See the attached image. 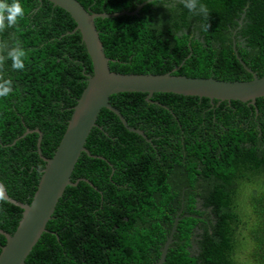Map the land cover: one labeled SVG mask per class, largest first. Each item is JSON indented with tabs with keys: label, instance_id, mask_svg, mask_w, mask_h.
Returning a JSON list of instances; mask_svg holds the SVG:
<instances>
[{
	"label": "trees",
	"instance_id": "obj_1",
	"mask_svg": "<svg viewBox=\"0 0 264 264\" xmlns=\"http://www.w3.org/2000/svg\"><path fill=\"white\" fill-rule=\"evenodd\" d=\"M78 1L90 11L113 13L132 11L146 0ZM184 2L150 0L134 15L95 18L103 51L113 59L110 70L161 74L184 60L172 73L250 80L242 61L258 77L264 75V0H200L207 17L198 9L189 11ZM20 3L24 13L17 23L0 27V81L11 82L9 93L0 96V182L9 197L29 203L46 166L34 129L42 135V155L51 157L86 85L85 74L93 69L67 11L48 0ZM237 26L243 45L233 41ZM17 45L24 51L21 70L12 69L7 58L8 49ZM145 97L115 93L109 102L129 126L160 146L149 152L148 141L102 108L99 127L91 129L85 143L93 156H79L71 180H81L64 189L48 231L26 264H155L176 216L163 264H241L236 248L244 247L242 233L248 227L253 243L248 258L264 264V148L256 145L259 133L264 140V96L256 98L255 106L166 92L153 93V102ZM27 129L31 132L23 136ZM231 134L242 138H210ZM169 135H176L174 148L186 151L185 163L179 162L173 176L165 172L164 161L162 167L154 160L157 154L168 157L164 144L170 143ZM245 186L251 188L250 217L241 210L247 202L240 195ZM21 211L0 191L2 230L12 234ZM196 228L201 231L191 254ZM4 244L0 234V250Z\"/></svg>",
	"mask_w": 264,
	"mask_h": 264
},
{
	"label": "water",
	"instance_id": "obj_2",
	"mask_svg": "<svg viewBox=\"0 0 264 264\" xmlns=\"http://www.w3.org/2000/svg\"><path fill=\"white\" fill-rule=\"evenodd\" d=\"M48 1L53 6H58L67 11L75 21L76 26L73 31L78 30L81 34V39L91 59L93 73L85 74L86 85L72 107V113L65 131L51 157L42 155L40 151L42 135L38 129H34L38 133L36 150L46 166L41 170V176L31 201L29 203L21 202L9 197L0 182L1 195L6 201L22 210L16 229L12 234L0 228V234L5 237V244L1 246L0 250V264H26L25 259L31 249L42 233L48 231L46 224L51 218L64 189L66 186H75L81 180V178L75 181L71 180V173L79 156L82 152H85L88 156H93L86 148L85 143L91 129L99 127L96 120L102 108L112 111L128 131L134 132L150 142V139L146 137L141 129L127 124L120 111L110 104V95L123 92H142L146 93L145 99L147 101L153 102L149 99L153 93L166 92L205 97L210 101L213 99L228 102L238 100L248 102L253 106H255L256 98L264 96V75L258 77L242 61L244 68L252 74L250 80L228 81L219 80L212 76L189 77L172 73L182 65L184 60L171 71L161 74L111 71L109 61H113V59H109L103 51V45L94 23L95 18L134 15L137 14L142 5L150 0L138 4L132 11L121 10L113 13L90 11L84 8L78 0ZM241 17H243V14H241ZM30 132L31 130L27 129L23 136ZM96 157L103 158L99 155ZM85 181L87 180L85 179ZM178 220L179 217L176 216L170 233L161 248L160 258L155 264L164 263L167 248L172 241Z\"/></svg>",
	"mask_w": 264,
	"mask_h": 264
},
{
	"label": "clouds",
	"instance_id": "obj_3",
	"mask_svg": "<svg viewBox=\"0 0 264 264\" xmlns=\"http://www.w3.org/2000/svg\"><path fill=\"white\" fill-rule=\"evenodd\" d=\"M184 7L189 11L197 10L204 17L208 15V8L200 0H185ZM24 13L20 0H12L8 3L7 0H0V27L5 25L11 27L17 23L19 17ZM24 51L17 45L7 51V58L11 60V68L21 70L24 68L23 62ZM11 88V82L7 80L0 81V96L7 95Z\"/></svg>",
	"mask_w": 264,
	"mask_h": 264
},
{
	"label": "flooded vegetation",
	"instance_id": "obj_4",
	"mask_svg": "<svg viewBox=\"0 0 264 264\" xmlns=\"http://www.w3.org/2000/svg\"><path fill=\"white\" fill-rule=\"evenodd\" d=\"M241 19H242V17H240V19L238 20V23L240 25L242 23L241 22ZM238 27L239 26L236 27L237 30L233 29V31H232L233 32V35H234V36L232 35L234 37V40L233 41H234V43L238 42V43H240V45H243L244 44L243 37H241L240 33L237 32L239 30ZM235 36H236V38H235ZM200 40H202V39H200ZM229 103L230 102H228V105H229ZM263 120H264V118H263ZM245 123H246V129L248 131H250L251 128L249 126H247V124L249 123V121L247 120ZM175 137H176V135H169L167 137V139L170 141V143L168 142V143H165L164 144L168 148L167 149L168 151H166V150H165L166 152L164 151L167 154L168 157L167 158L160 159L161 155L157 154V155H155L156 159L154 158V160H157V162L160 163V164H158V166H161L163 164V161H164L165 168H166L165 169V172L169 176H170V174L173 176V174L176 172V169L178 170V168H179V166H178L179 162H182V164H184L185 163V159H186V151H185L184 148H182V150H177L176 148H174V147H177V145H178L177 139ZM222 137L230 138V139H233V140L242 138L238 134H236V135L231 134V135H228V136H223V135H212V136H210V138H215V139L222 138ZM257 137H258L257 138L258 140H256V145H258L259 147L264 148V140H263V137H261V133H259ZM155 138H157V137H155ZM149 143H150L151 148H152L149 152H154V150L157 149L160 146V143L151 142V139H150V142ZM244 144L247 145V143H244ZM254 146H255V144H254ZM177 156H180V158H178ZM200 165H201V160H199V162H198L197 169H201ZM162 167H163V165H162ZM179 170H180V168H179ZM197 206L200 207V202H197ZM206 209H207V211L209 210V208H206ZM199 217H203V216L199 215ZM210 217H212V216L210 215ZM195 232L196 231L194 230V232H193V234L191 236V239H190V247H189V250H190L191 254H195V251L197 250V246H196V243H195V241L197 239V235H195ZM194 235L196 236V239L194 238ZM194 246L196 247L195 248L196 250L193 252V249H194L193 247Z\"/></svg>",
	"mask_w": 264,
	"mask_h": 264
},
{
	"label": "rangeland",
	"instance_id": "obj_5",
	"mask_svg": "<svg viewBox=\"0 0 264 264\" xmlns=\"http://www.w3.org/2000/svg\"><path fill=\"white\" fill-rule=\"evenodd\" d=\"M259 178L260 177L257 176L254 180L257 181V180H259ZM240 192H241L240 195H241L243 201L244 200L247 201L246 204H245L246 206L242 205V207H241L242 213H244L245 215H247V216L250 217V214L249 213H251V209H250V205H248L247 203L250 204L248 195L251 193V188L249 186H245ZM195 231H196L195 232V235H197V233L200 232L201 230L200 229H198V230L196 229ZM243 232H245V231H243ZM246 232L245 233H242V235L245 236V238L242 237V239L246 240L245 241L246 243H244V247L241 248L242 250L240 248H236V250L238 251V253L240 252L237 255V259H238V261L241 264H251V263H253L252 262L253 260H251V259L249 260V258H248V257L251 256V250L253 248L252 238L250 237L251 229H249V227H248V229L246 230ZM195 235H194V238L196 239V236ZM193 248H194L193 249V252H194L196 250L195 249L196 247L194 246Z\"/></svg>",
	"mask_w": 264,
	"mask_h": 264
}]
</instances>
